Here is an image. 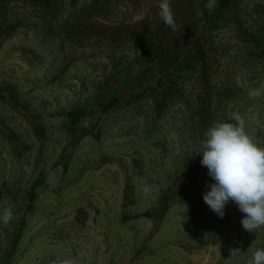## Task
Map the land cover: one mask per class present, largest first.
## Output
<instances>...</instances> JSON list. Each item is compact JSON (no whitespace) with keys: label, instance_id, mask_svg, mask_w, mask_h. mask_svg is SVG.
Returning a JSON list of instances; mask_svg holds the SVG:
<instances>
[{"label":"rangeland","instance_id":"obj_1","mask_svg":"<svg viewBox=\"0 0 264 264\" xmlns=\"http://www.w3.org/2000/svg\"><path fill=\"white\" fill-rule=\"evenodd\" d=\"M200 1L170 3L201 36L212 84L233 87L218 106L193 62L179 77L164 62L138 74L148 50L132 25L164 23L160 0H53L49 10L0 0V211L13 208L0 222V264H247L264 248V228L245 231L235 202L223 218L204 202L214 181L196 153L233 114L264 147V95L248 96L264 93V54L233 20H203ZM235 7L226 13L250 30L264 19V0ZM86 105L70 125L68 112Z\"/></svg>","mask_w":264,"mask_h":264},{"label":"clouds","instance_id":"obj_2","mask_svg":"<svg viewBox=\"0 0 264 264\" xmlns=\"http://www.w3.org/2000/svg\"><path fill=\"white\" fill-rule=\"evenodd\" d=\"M217 6V0H207L204 8L211 12ZM159 17L176 30V21L170 0H160ZM203 15V10L198 12ZM264 95L260 89H250L249 98ZM231 120L216 121L204 133L200 151L202 166L207 167L208 175L214 181L206 185L210 190L203 194L204 202L220 218L229 201H233L245 215L241 219L245 231L252 233L264 228V147L258 145L247 133L245 120L239 114H233ZM141 191L145 196L153 191V186L145 182ZM13 218L12 206L0 211V222L9 223ZM230 258L235 260L240 254L239 248H230ZM55 264V262H53ZM247 264H264V248L252 252Z\"/></svg>","mask_w":264,"mask_h":264},{"label":"trees","instance_id":"obj_3","mask_svg":"<svg viewBox=\"0 0 264 264\" xmlns=\"http://www.w3.org/2000/svg\"><path fill=\"white\" fill-rule=\"evenodd\" d=\"M34 1L47 10L53 7V0ZM239 1L240 0H217V6L211 12L204 8L207 0L200 1L198 6H200L199 11L203 10V20L207 19L209 21L211 18L221 15L225 16L223 17V23L227 19L233 20L237 24V35L240 36L242 40L252 43L256 48H259L260 55H262L264 54V19L260 17L258 20H255L260 22V24L254 30H250L248 27H244L239 17H236V15H233L232 17L229 13H226V11H230L234 8L236 9L235 6H237ZM92 25H94V23L90 24V27ZM176 25L177 27L175 31H173L172 28L167 26L165 23L158 22L156 19L152 21H150V19H143L132 25L133 28H142L143 26L141 31H138L137 36L141 38V47L148 50L140 68L137 69L138 74L141 77V74L146 73L148 67L152 68L155 67L153 64H162V62H164V74L167 73L168 76H171L173 72H170V68L173 66V70L177 72L176 76L179 77L181 73L187 72L185 66L187 62L190 61V65L191 62H193L195 63L193 66V68H195L194 70H199L198 83L199 87L201 86V89L204 92V96L207 99H210L212 95L216 96V106H218L220 104V100H222V98L226 95V92H233V87L226 84H220L219 88L216 89V87L212 84L207 53L204 48V42L201 41V36L194 31L195 29L191 30V32L187 34L189 31V25L187 24V20L185 18H180L179 21L176 22ZM7 28H9L7 30L11 31L14 28V25H9ZM176 80L177 79H175V81ZM175 81H170L167 95L162 92L160 97L156 99L158 101L157 103H163L169 93L170 95L168 98L172 96L171 93L176 86L174 84ZM9 93L12 94L11 92ZM206 102L208 105L211 104V101ZM206 106L204 105L201 109H198V117L200 119L204 118V113L208 111ZM89 108L90 106L87 107L86 105L85 107L72 109L73 111L70 110L67 114L70 125H74L83 114L86 112L88 113L87 109ZM14 246L15 245L9 249V256L14 252Z\"/></svg>","mask_w":264,"mask_h":264}]
</instances>
